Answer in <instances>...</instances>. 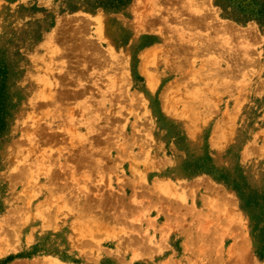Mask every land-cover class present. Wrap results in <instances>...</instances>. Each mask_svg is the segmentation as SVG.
I'll return each instance as SVG.
<instances>
[{"label": "rangeland", "instance_id": "obj_1", "mask_svg": "<svg viewBox=\"0 0 264 264\" xmlns=\"http://www.w3.org/2000/svg\"><path fill=\"white\" fill-rule=\"evenodd\" d=\"M39 263L264 264V0H0V264Z\"/></svg>", "mask_w": 264, "mask_h": 264}, {"label": "bare ground", "instance_id": "obj_2", "mask_svg": "<svg viewBox=\"0 0 264 264\" xmlns=\"http://www.w3.org/2000/svg\"><path fill=\"white\" fill-rule=\"evenodd\" d=\"M193 1V0H192ZM158 2V1H157ZM193 5H194V3H193ZM196 6L197 5H195V8H196ZM189 8V7H188ZM193 9V8H192ZM198 9V8H197ZM200 10H201V8H200ZM199 13H200V11H198ZM182 29V28H181ZM183 30V29H182ZM162 31V30H161ZM182 32V31H181ZM103 34V33H102ZM164 34V33H163ZM169 35V34H168ZM101 36V35H100ZM165 36V35H164ZM170 36V35H169ZM180 36V35H179ZM185 36V35H184ZM187 36H188V34H187ZM103 36H101V38H102ZM166 37V36H165ZM164 37V38H165ZM182 37V36H181ZM174 38V37H173ZM103 39V38H102ZM184 39V38H183ZM182 39V40H183ZM211 39V38H210ZM209 39V40H210ZM173 40V39H172ZM174 41V40H173ZM185 41V40H184ZM187 41V40H186ZM207 41V40H206ZM206 41H205V43H206ZM211 41V40H210ZM209 41V42H210ZM213 41V40H212ZM167 42H169V41H167ZM208 41H207V43H208V45H210V46H212L211 44L213 43V42H210L209 43ZM171 43V42H170ZM178 43V42H177ZM189 44H190V39H189V42H188ZM204 43V42H203ZM205 43L204 44H202L203 46H206L207 45V43H206V45H205ZM196 44V43H195ZM180 45H181V42H180ZM193 45V44H192ZM207 45V46H208ZM216 45V44H215ZM160 46V45H159ZM196 46V45H195ZM194 46V47H195ZM202 46V47H203ZM206 46V47H207ZM210 46H208L209 47V49L211 48ZM198 47H200V46H198ZM207 47V48H208ZM205 48V47H204ZM59 49V48H58ZM57 49V50H58ZM186 48H183V50H185ZM196 50H198L197 48H195ZM200 49V48H199ZM206 49V48H205ZM212 49V48H211ZM187 50V49H186ZM196 50H193V51H196ZM207 50V49H206ZM208 52H209V50H207ZM154 52V51H153ZM171 52V51H170ZM197 52V51H196ZM174 53V52H173ZM114 54H115V52H114ZM175 59V58H174ZM173 59V60H174ZM174 62V61H173ZM168 63V62H167ZM169 64V63H168ZM167 64V65H168ZM147 65V64H146ZM145 66V65H144ZM52 67V68H51ZM51 69H49V67H48V69L46 68L44 71H43V73H42V76H41V79L39 80V82H38V87H39V91H40V93H39V95H38V97H40V99H52L53 98V93H55L56 91H54V90H56V89H54L59 83V81H57L56 80V76L57 75H55V78H54V74H53V72H54V70H55V64H54V61H51ZM148 67V66H147ZM171 67V66H170ZM176 67V66H175ZM149 68V67H148ZM114 77V76H113ZM115 81H116V78H115ZM193 81V80H192ZM111 82V81H110ZM121 85V84H120ZM58 87V86H57ZM116 87V86H115ZM111 88V87H110ZM110 88H108L109 89V91H110ZM114 88V87H113ZM113 88H112V90H113ZM86 89V88H85ZM84 89V90H85ZM111 90V91H112ZM119 91V90H118ZM123 91V90H122ZM85 92V91H84ZM105 92V91H104ZM106 93H107V91H106ZM113 93V92H112ZM116 93V91H114V93L113 94H115ZM111 94V93H110ZM112 94V95H113ZM116 94H118V93H116ZM56 95V94H55ZM75 95H78V94H75ZM111 95V96H112ZM58 96V95H57ZM61 96V95H60ZM87 98H88V96H87V94L85 95ZM85 96H84V98H85ZM81 97V96H80ZM112 97H115V96H112ZM56 98V97H55ZM77 98H79L78 96H77ZM83 98V100L85 101V99ZM87 98H86V100H87ZM107 98H109L108 96H107ZM122 98V97H121ZM58 99V98H57ZM89 99H90V97H89ZM116 99H118V98H116ZM52 100H55V99H52ZM83 102V101H82ZM104 102V101H103ZM43 103V102H42ZM58 103V102H57ZM52 104H53V102H52ZM54 104H56V102H54ZM84 105H86V102L85 103H83ZM41 105V102H39V101H32L31 103H30V106H32L33 108H37L38 106H40ZM56 105H59V104H56ZM76 107V106H75ZM79 107V106H78ZM91 107V106H90ZM91 109V108H90ZM92 110V109H91ZM75 111V110H74ZM88 111H90V110H88ZM98 111H100V110H98ZM72 112V111H71ZM71 112H70V115L72 116L73 114H71ZM74 113V112H73ZM119 113V112H118ZM96 113H94V115H95ZM70 115L68 114V117H70ZM93 115V114H92ZM73 118H71V120H72ZM84 119V118H83ZM97 119V118H96ZM71 120L69 121V122H71ZM98 121H99V119H97ZM72 121H74V119L72 120ZM100 122V121H99ZM86 122H84V124H85ZM93 121H92V125H91V121H90V124H88V127H90L89 128V130H88V134H92V133H94V132H98L99 133V130L98 131H96L97 130V128H95L94 129V127L93 126H95V125H93ZM71 124H73L72 122H71ZM82 124V123H81ZM103 125H105V124H103ZM71 126H73V125H71ZM36 127V126H35ZM43 127V126H42ZM50 127V126H49ZM38 128H40V132H37V130H38ZM51 128V127H50ZM62 128H64V127H62ZM98 128H100L101 130H103V128H102V126H100V127H98ZM105 128V127H104ZM33 130V132H31V133H27L26 135H25V138H23V140H24V142H23V140H21V142H20V144H23V143H25V141H27L28 143H29V146H30V148L29 149H26V148H24V147H22L21 145H17V147L18 148H15V147H13V149H12V151L13 152H24L25 150L26 151H32V150H34V151H36L37 153H46L47 151L45 150V148H44V145L46 146V144H43V135H42V128H41V125L40 124H38L37 125V130L33 127L32 128ZM35 129V130H34ZM60 129V128H59ZM49 130V129H48ZM53 132V131H52ZM66 132H68V131H66ZM74 132H76L75 131V129H73V131L71 132V129H70V131L68 132V133H74ZM54 133V132H53ZM79 133V137H80V132H78ZM58 134H56L54 137H56ZM74 135H76V134H74ZM49 136V135H48ZM84 136H86V135H84ZM94 136V135H93ZM92 136V137H93ZM23 137V136H22ZM50 137V136H49ZM49 137H47V140H48V138ZM86 138L87 137H85V140H86ZM97 138V137H96ZM91 141H93V143L95 144V140L93 139V140H91ZM91 141H89L90 143H92ZM97 141V140H96ZM88 142V143H89ZM46 143V142H45ZM93 144V145H94ZM91 145V144H90ZM93 145H91V147H92V149L94 148L93 147ZM12 147V146H11ZM88 150V149H87ZM89 151V150H88ZM87 151V152H88ZM81 152V151H80ZM79 152V153H80ZM82 152L84 153V149H82ZM27 153V152H26ZM49 153V152H48ZM51 153V152H50ZM148 153V152H147ZM83 155V154H82ZM48 157H46L45 155H43L41 158H42V162L43 163H45V162H47V161H50V160H53V159H51L52 157H50L49 155H47ZM146 156V155H145ZM148 156V159L151 157V156H149V155H147ZM78 158H79V156H78ZM47 160V161H46ZM40 161V163L42 164V162ZM150 160H148V162H149ZM101 162V161H100ZM99 162V163H100ZM48 163H50V162H48ZM46 164V163H45ZM51 164V166H52V163H50ZM152 164V163H151ZM158 165V164H157ZM64 169V168H63ZM55 170V169H54ZM45 171H47L46 173H47V175H50V174H48V173H51V171H52V169H51V167H49V168H47ZM52 173H54V172H52ZM55 174V173H54ZM54 174H52V175H54ZM50 177V179H55V176H54V178H53V176L51 177V175L49 176ZM49 177H47V178H49ZM49 179V181L51 182V180ZM84 188H87L88 189V187H84ZM83 188V189H84ZM87 189H86V191H87ZM48 191V190H47ZM50 191V190H49ZM48 191V193H50ZM89 191V190H88ZM54 192V191H53ZM113 195V194H112ZM135 196H137V195H135ZM136 199V198H135ZM65 200V199H64ZM106 201H107V199H106ZM135 201V200H134ZM138 201V200H137ZM136 201V202H137ZM139 203V202H138ZM141 203V202H140ZM142 204V203H141ZM101 212H102V210H101ZM104 212V211H103ZM126 212V211H125ZM81 213V212H80ZM82 214V213H81ZM85 214V213H84ZM83 214V215H84ZM78 216H80V214L78 215ZM106 216V215H105ZM80 217H82V216H80ZM102 217V216H101ZM80 219H82V218H80ZM83 221H84V219H83ZM82 221V222H83ZM79 224V223H78ZM130 239H133V238H131L130 237ZM131 242V241H130ZM129 243V242H128ZM79 247V246H78ZM77 247V248H78ZM80 248V247H79ZM78 248V249H79ZM82 252H84V251H82ZM84 255V254H83ZM54 258V257H53ZM48 260V259H47ZM44 261V260H43ZM49 261V260H48ZM53 261V260H52ZM50 262H51V260H50ZM40 264V263H39Z\"/></svg>", "mask_w": 264, "mask_h": 264}]
</instances>
